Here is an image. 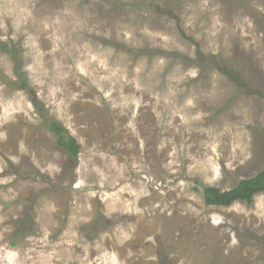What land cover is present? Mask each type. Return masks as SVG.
<instances>
[{"label":"rangeland","instance_id":"1","mask_svg":"<svg viewBox=\"0 0 264 264\" xmlns=\"http://www.w3.org/2000/svg\"><path fill=\"white\" fill-rule=\"evenodd\" d=\"M0 43V264H264V192L202 197L264 169V0H0Z\"/></svg>","mask_w":264,"mask_h":264},{"label":"trees","instance_id":"2","mask_svg":"<svg viewBox=\"0 0 264 264\" xmlns=\"http://www.w3.org/2000/svg\"><path fill=\"white\" fill-rule=\"evenodd\" d=\"M147 5H149V2H147ZM0 51L11 56L16 62V65L20 64L17 53L7 44L0 43ZM129 52L131 53L132 51L129 50ZM196 62L198 63L201 70L208 67L207 65L209 63L208 60L202 57H198ZM215 67H218V69L222 70L219 64H214V67L209 66V68ZM0 80L8 86L15 87L18 90H24L28 92L30 91L26 81H20L19 83H16L7 78L1 72ZM32 103L38 111H41L37 99L33 98ZM40 111L39 113L41 114ZM48 130L55 137L57 148L64 151L69 156V158L74 161V167H77L81 146L76 138L72 136L68 130L64 128V126L55 121L49 122ZM262 192H264V169L253 177L240 180L229 190L223 191L212 186L204 187L202 191V197L206 206L228 207L235 202H245L250 204L252 203L254 196Z\"/></svg>","mask_w":264,"mask_h":264}]
</instances>
